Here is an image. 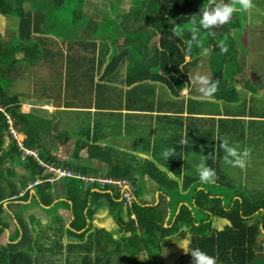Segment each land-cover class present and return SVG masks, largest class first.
I'll return each mask as SVG.
<instances>
[{"label":"crops","instance_id":"1","mask_svg":"<svg viewBox=\"0 0 264 264\" xmlns=\"http://www.w3.org/2000/svg\"><path fill=\"white\" fill-rule=\"evenodd\" d=\"M33 1L27 0L25 3L28 11ZM108 10H98L86 3L81 12L93 20L95 17L103 18ZM49 12L51 17L52 13ZM110 12L113 19L123 15L119 14L122 11L113 8ZM43 13L44 10H41L38 19V26L42 28L46 27ZM9 19L17 22L10 25ZM102 22V19L91 21L90 25L93 26L85 28V33L82 27L74 29L81 30L82 35L86 36L84 42L71 41L74 33L52 34L46 30L34 32L32 39L40 47L39 51L38 47L32 46L30 53H19L17 58L21 65L12 69L18 71V75L13 79L4 78L13 83L9 92L19 97L22 112L35 113L32 119V141L34 151L41 154L40 158L45 163L52 167L73 169L75 173L87 177H111L106 175L108 161L114 170L119 165H126L119 172H140L146 162H153L160 172H174L168 167V162L172 161L175 162L172 167H176V172L183 174L178 181L180 186L192 188L196 186L195 181L193 178L186 179L185 172H196L195 166L201 163L202 157H207L204 163L214 169L216 174L227 172V166L230 165L224 164L222 158L225 153L219 146L227 138L229 144L238 145L240 151L251 149L247 167L239 169L240 172H263L260 157L264 150L263 78L256 75L253 77L256 90L249 89L250 85L240 87V91L236 90L237 99H230V96L233 97L232 89L230 87V91H227L226 84L219 85L225 88V91H220L225 98L218 100L216 97L220 96L215 95L217 92L211 98H203L191 81L197 73L211 77L212 67L210 61H206L211 56L204 55L195 60L187 56V70L185 66L181 67L188 73L189 83L176 100L179 105L171 110V99L160 77L138 78V75L147 72L140 69L138 64L133 65L135 60L128 53L130 49H140L142 52L138 36L131 35V38L124 40L118 33L116 37L108 36L113 39L112 43L109 40L104 42L100 37L101 34L105 35L100 32L101 26L105 25ZM18 27V19L0 12V43H11L17 35ZM129 29L134 27L130 26ZM46 39L49 40L45 46L48 56L57 61L53 66L46 65L40 53ZM103 46L109 49V54L102 52ZM252 48L256 46L250 47V50ZM25 53L31 57L32 62L24 59ZM252 56V53H247L245 61L248 63L244 61V69L241 67L236 80H241L244 71L253 67ZM104 57H112L114 65L118 66L109 75L99 67V61ZM82 60L88 63L84 69L79 70ZM92 63L96 65L95 72H92ZM60 64L64 66L63 76L55 68ZM66 69L76 73L73 80L70 78L72 90L69 96L74 99L69 98L66 89L58 91L59 84L66 79ZM162 75L170 80V76L163 71L160 72ZM223 80L226 82V79ZM16 82L19 86L13 90ZM243 93L246 95L244 98ZM80 96L83 97L78 99ZM18 132L24 142L27 135ZM11 143L7 138L6 146ZM165 149H175L174 155L165 159L162 155ZM23 163L13 165L14 171L0 175L1 183L9 192L13 187L18 191L17 198L3 202L4 211L0 213V255L9 245H13L18 246L20 251L27 250L34 264H85L79 258L91 256V252L80 239L91 223L86 219V225L78 228L75 205L70 197L69 179L63 181L65 191L60 192L59 197L56 196L55 187L50 184H41L28 190V185L43 176L44 170L36 175L27 170ZM9 166L7 164L4 167ZM223 179L231 181L228 175H224ZM238 185L244 189L242 183ZM75 186L88 195V204L82 210L83 214L96 210L93 226L97 228V234L119 228L120 223L115 221L111 212V200L121 202L116 189L82 182H76ZM21 194L24 195L21 197ZM161 196L160 191L154 190L152 186L150 193L143 198L148 199L147 206H158ZM169 201L168 198V204ZM193 203L196 204V201L193 200ZM227 203L229 201H224L221 205L227 208ZM168 204L165 208H168ZM184 204L180 203L179 208ZM122 210L123 221L127 222L128 212L125 207ZM218 220L215 225L219 231L230 225L227 219ZM108 235L111 237L109 232ZM77 240L81 241L80 249L71 248ZM94 243L97 244L95 240Z\"/></svg>","mask_w":264,"mask_h":264},{"label":"trees","instance_id":"2","mask_svg":"<svg viewBox=\"0 0 264 264\" xmlns=\"http://www.w3.org/2000/svg\"><path fill=\"white\" fill-rule=\"evenodd\" d=\"M117 1L115 0L113 3L115 4ZM26 2L27 0H0V12L5 16L14 17L19 20L18 32L13 41L9 44L0 43V105L6 108V111L15 119L17 131L19 130L27 135V138L24 140V147L34 150L32 119L35 113L25 114L22 112L19 97L9 92L13 83H10V80H4V78L14 71L12 70L15 69L14 67L21 65V61L17 58L19 53L29 51L27 52L28 54L31 52L32 46L38 47V44L32 39L34 32L38 33L41 30L50 32L56 25L57 27H67L70 21L76 27H82L81 29L83 30L91 24L92 20L90 17L84 16L81 12L83 6H77V10L72 11V14L66 15H72V20L65 21L60 19L56 12L61 9H66L68 0H34V4L29 11L26 9ZM131 2L132 5L129 11L116 8L118 11H122L119 12V14H123L122 16L116 17V19L104 16L99 19L105 20L108 18L112 20H107L105 23L103 21L102 24L110 22L115 29L114 36L120 33L124 40L131 38V35L138 36L139 41L142 43V52L140 49H130V52H128L135 60L133 65L138 64L140 69L147 72L141 73L138 75V78L160 77L171 99V110H175L176 105H179V102L177 103L176 100L180 97V92L189 83L188 73L181 66H185L187 70L186 57L189 56L191 60H195L198 57L202 58L204 53V55L211 56L210 64L212 72L214 73L212 82H219L218 91L215 95L220 97L216 98L218 100L225 98L220 93V82H224L223 78L226 69L239 57L238 50L234 45L235 43L232 41V30L238 29L242 33L245 32L248 24L247 11L234 12L231 20L227 24L219 25L211 29H204L197 25L199 27L197 37L201 34L205 35L206 38H201V41H199L200 39L192 41V50L190 53H187L186 51H182V49L186 50L188 41L192 40L191 32L185 28L181 36H174L173 28L176 25H188L193 16L199 20L206 7H214V5H210L209 0H132ZM216 2L219 3L220 0H216ZM223 2L227 4L230 0H223ZM253 3L255 4L254 1ZM254 6L258 7L260 5L256 3ZM41 10H44L43 23L52 18L54 25L49 26L48 29L38 26ZM49 10L53 17H50ZM90 26H93V24ZM128 26H133L134 29L130 30ZM108 36H113V34L105 31V35H100L104 42L109 40L112 43L113 39ZM41 40L43 39L39 41ZM156 41L159 42L157 43ZM221 42L227 44L228 51L226 54H221L219 47ZM47 43H49L48 39L44 41V48L41 49L40 53L43 55L46 65L53 66L57 61L53 57L48 56V51L45 47ZM103 48V53H110L106 46H103ZM39 49L40 47H38V51ZM205 50H207V54H205ZM144 51H147L149 54ZM24 59L32 62L31 57L26 55V53ZM99 67L107 75L118 68V66L114 65L112 57L100 59ZM55 68L60 73L58 67L55 66ZM95 68V63H92V72H95ZM240 70L241 67L236 64V69L233 70V84L231 86L233 97L231 98L230 96L231 100L233 98L237 99L238 97L236 87L239 86V82L234 76L239 74ZM161 71L170 76V80L165 75L160 76ZM65 89L69 96V92L72 90L71 82L69 87L67 85ZM82 97L80 96L78 99ZM69 98L74 99L71 95ZM226 98L228 99L229 97ZM161 106L163 108L164 105L161 104ZM6 131V121L3 118V114L0 113V151L2 152L0 156V175H3L4 172L14 171L13 165L22 163V161L25 162L23 164L26 169L33 172V174L38 175L42 173L43 170L38 166L34 158L27 157L26 160H22L23 152L16 146L15 142L6 146ZM7 164L10 166L2 169ZM69 164L71 165L72 163L69 162ZM108 164L107 176L129 179L138 188L135 195L138 198V202L134 204L132 209H126L128 212L127 222L123 221V202L111 200L112 216L117 223H120L118 225L121 229L120 232L124 234L119 240H114L112 237H109L108 232L96 233L97 228L93 226L96 210H91L87 215H84L82 212L88 204V195L75 186V183L80 181L72 179L68 181L70 197L77 213L76 220L79 222L78 228L86 225L87 220L91 223L89 229L81 234L80 240L86 243L85 248L89 252L93 251L95 240L97 243V253L99 252L96 257L97 261H100L99 258L101 257H109V247L106 246L108 243H116L114 251L116 252L119 250L117 243L122 241L124 248H121L120 252L122 254H129L131 264H140L138 259L143 256L145 257V261L141 260L142 264H167L163 257V244L177 236V238H183L184 240L189 239L190 243L188 245V252L181 256L176 261V264H192L191 251L196 248L215 257L216 264H264V223L262 225L263 229H260L259 223L251 224V221L248 219V216L258 211L257 208L264 209V201L260 199L259 202H256L260 204L252 208H246L243 204H236L231 207L233 197L227 189V187L231 186H226V184L232 185V180L223 179V176L226 175L224 172H217L216 174L218 179L213 183L214 186H218L217 189L219 192H216L206 189L203 183L192 188L191 186H180L178 181L182 177V172H176V167H172L175 162L172 161L168 162L169 169L174 171L170 174L160 172L161 170L159 171V168L157 169L153 162H146L140 172H119L126 165H119L114 170L110 166V161H108ZM145 168L148 170L147 172H145ZM137 176L140 179H137ZM186 179L192 178L186 176ZM140 186H142V189ZM152 186L154 190L164 192L161 196V203L158 206H147V203H140L139 201L140 196L150 193ZM198 187H203V189L198 190ZM242 189L239 187V189L232 191H234L233 193L241 192L243 194V191L246 190ZM168 193H173L175 198L172 200L168 196ZM214 195L216 197L213 198ZM17 196L18 191L14 187L9 192L8 188L4 187V184L0 181V213L4 211L3 202L10 201L14 197L17 198ZM168 198L171 199L169 204L167 203ZM193 200L196 201V204L193 203ZM222 201H229L226 210L221 205ZM183 202L185 203L184 206L179 208V204ZM171 203L173 206H171ZM167 204L168 208H165ZM177 210H179L178 213ZM132 214H135L136 221L130 218ZM168 216L169 218L167 219ZM201 216L203 217L202 221L198 220ZM221 218L227 219L230 225L219 231L216 227L214 228V221ZM0 224H2V221ZM128 233H130L129 236L127 235ZM258 235L261 238L257 242ZM80 240L72 244L71 248L80 249ZM131 247L134 251L130 250ZM18 248V246L9 245L2 251L0 264H34L33 257L27 253V250L20 251ZM89 257L90 255L80 257L79 260L81 259L87 264ZM122 259L125 260L126 256H123ZM106 264L110 263L107 262Z\"/></svg>","mask_w":264,"mask_h":264},{"label":"rangeland","instance_id":"3","mask_svg":"<svg viewBox=\"0 0 264 264\" xmlns=\"http://www.w3.org/2000/svg\"><path fill=\"white\" fill-rule=\"evenodd\" d=\"M68 5L67 8L64 10H59L56 13H58L57 15L60 17V19H63L65 21H69L72 20L73 18H71L72 15H68L67 14H72V11L77 10V6H83V8L85 7V4L88 3L90 4V7L93 5V8L98 9V10H105V9H109L108 12H106L105 16L107 17H111L112 16V12H110L111 8H124L125 10L129 11V8L132 5V0H118L115 4L113 3V0H90L87 1L86 0H68ZM150 1V0H149ZM253 1L256 3H259L260 6L256 7L254 6L255 4L253 3ZM121 3H122V7H121ZM252 4L253 7L247 11L248 13V24H247V28L245 30V32H241V30L238 29H233V36H232V41L235 43V48L238 50L239 53V57L237 59H235L232 64L228 67V69H226L225 73H224V79H226V82H220V85L222 84H226L227 85V91H230V87L233 84V70L236 69V64L239 67H242V69H244V61L247 59V53L251 54L252 53V64L253 67L252 68H248L247 70L244 71V73L241 75V80H237L239 82V86L236 87V90L240 91V87H247L248 85H250L249 89L252 90H256V87H254V84L252 82V80H254L255 75L257 77H261L264 79V0H252ZM142 9V8H141ZM254 9V10H253ZM86 12V11H85ZM53 17V16H52ZM99 18L102 17H95L92 21H96ZM112 21L111 19H103L104 23L106 21ZM17 21L15 19L11 20L9 19V23L10 25L13 23H16ZM252 23V24H251ZM44 25L46 26V28L48 29L49 26L54 25L52 22V18L48 21L45 22ZM251 25V27H249ZM113 25L110 24V22H108L105 25H102L100 28V32L101 33H105V31H109L113 34L114 36V32L115 29L112 27ZM90 27V26H89ZM86 27V28H89ZM16 28V27H15ZM14 28V29H15ZM66 27H57V25L55 27H53L50 32L52 34H54L55 32L58 33H62V34H67V33H74L73 38H71V41H75L77 42L78 40L81 42L85 41V37L84 35H82V31L81 30H74L77 29L75 25H73L72 21H70L69 26ZM248 30V31H247ZM87 30H84V33ZM247 32V33H246ZM246 34L245 37H243V35ZM77 36H79V38H77ZM116 37V36H114ZM201 38H206L205 35H198V37L196 39H200L199 41H201ZM247 40V41H245ZM252 46H256V48H252V50H250V47ZM204 57V53L203 56ZM211 58H206V61L209 62ZM87 60H82L81 64L78 66L79 70L84 69V67L87 64ZM245 63H248V61H245ZM207 66V65H206ZM58 67V70L60 71V74L63 76V71H64V66L63 64H60ZM208 67V66H207ZM6 68V67H5ZM15 68V67H14ZM67 70V69H66ZM18 71H14L11 72L10 75L7 76V78L9 79H13L18 75ZM76 73L74 71H69L67 70L66 73V79L65 82L60 83L58 86V91L65 89V87L68 85H70V78L71 80H73V76ZM212 77H213V72L211 74L210 80L212 81ZM234 78L237 79V75L234 76ZM242 85V86H241ZM19 86V84H17V82L14 84L13 90H15L17 87ZM155 87V86H154ZM222 90L225 88H221ZM164 90V89H162ZM245 93H243V98L245 97ZM264 99V96L262 97ZM202 103H208V102H202ZM214 104V103H212ZM261 159H262V169L263 172H240L238 167H231V166H227V172H224L226 175L230 176V179L232 180V185L231 187H227V189L230 191V195L233 197L232 199V203H231V207L239 204L245 206L246 208H252L257 204L260 203H256L259 202L260 199H262L264 201V150H262L261 155H260ZM6 168V167H3ZM73 172H75L74 170H72ZM168 174H170L171 172H167ZM177 174V173H176ZM179 174V173H178ZM186 176L193 178L195 181V185H198V182H200L199 180V176L197 174V172H185ZM183 175V174H182ZM180 176V175H179ZM137 179H140L139 176L136 177ZM198 181V182H197ZM243 184L244 189L242 190H246L243 191L244 193L242 194L241 192H237V193H233L234 191L232 190H236L239 189V185L238 184ZM205 185V188L211 191H216L219 192L217 187L218 186H214L213 183L209 184V183H203ZM201 185V184H200ZM140 188L142 189V186H140ZM203 189V187H199L198 190ZM231 189V190H230ZM161 194H164L163 191L159 190ZM215 193V192H214ZM218 195V194H216ZM168 196L173 200L175 198V195L173 193H168ZM170 199V201H171ZM141 202L143 203H147L148 199H144L143 196H140L139 199ZM155 200L157 201V195L155 196ZM224 202L222 201V204ZM171 206L172 203H171ZM223 206V205H222ZM224 209L226 210V208L224 207ZM258 211H255L254 213H252L250 216H248V219L251 221L252 223H259L260 225V229L264 223V209L263 208H257ZM179 210H177L178 213ZM211 213V211H210ZM135 215V214H132ZM130 215V218L132 220H134ZM202 216L198 218V220L202 221ZM222 221L226 220L224 218H221ZM135 221H136V216H135ZM219 221L218 219H216L214 222ZM228 221V220H227ZM136 224V222H135ZM222 226V225H221ZM115 227V225H114ZM216 227L215 223H214V228ZM217 227L218 226V222H217ZM120 228H113V229H109L108 232L110 234V236L114 239V240H119V238L121 236H123L124 234L122 232H120ZM128 236L130 235V233L127 234ZM260 235H258L257 237V242L260 239ZM190 243L189 239H183V238H177L173 237L171 239H169L168 241L164 242L163 244V251H164V255L167 258V264H176L177 259L184 254L186 251L188 250V245ZM182 246V247H181ZM108 251L110 252L109 257H101L99 258L100 261L96 260V256L98 255L97 253V249H96V245L94 244L93 246V251L91 252V256L88 259V264H106L107 262H109L110 264H131V260L129 258V254L126 253H121V248H124V243L122 241H119L117 243V247H119V250L114 252L115 250L113 248H116V243H108ZM133 247V246H132ZM131 247V251H134ZM124 251V250H123ZM143 255V254H141ZM123 256H126V259H122ZM144 256L140 259H138V262L140 264H142L141 260H144ZM145 261V260H144ZM174 261V262H173ZM145 264V263H144Z\"/></svg>","mask_w":264,"mask_h":264},{"label":"clouds","instance_id":"4","mask_svg":"<svg viewBox=\"0 0 264 264\" xmlns=\"http://www.w3.org/2000/svg\"><path fill=\"white\" fill-rule=\"evenodd\" d=\"M209 2H210V5H214V7H206L203 10L202 17L199 20H197V18L193 16V18L191 19L188 25L174 26L173 28L174 36H181L185 28H187V30L190 31L192 34V40L188 41L186 50L182 49V51H186L187 53L191 52L192 41L196 40L197 33L199 31V27L197 25H199L200 27H203L204 29H211L219 25H224V24H227L231 20L234 12L248 11L253 7L252 0H230V2L227 4L224 3L223 0H220L219 3H217L216 0H209ZM219 47H220L221 54L227 53L228 47L226 43L221 42L219 44ZM205 54H207V50H205ZM191 82H192L193 87L203 98H211L218 91L219 82L218 81L212 82L210 78L206 75H201L197 73L192 78ZM8 139L10 140V138ZM181 143H186V141H181ZM219 146L225 153V155L222 158L224 164L230 165L231 167H234V168L238 167L242 170L246 169L248 160L251 156V149L244 148L242 151H240L239 146L238 145L231 146L227 138L223 139L220 142ZM174 152H175V149H165L162 155L165 159H168L170 156L174 155ZM206 159L207 157H202L201 163L195 166L196 172L199 176V180L201 183H209V184L215 183L217 179L216 172L214 169H212L211 167L207 166L206 163H204V160ZM42 174L44 175V173ZM43 177L44 176H41L40 178H43ZM63 181L64 180H61L56 183L63 182ZM46 184H50V183H46ZM55 184H50V185L54 186ZM137 201H138V198H137ZM185 251L186 252L182 254L181 256L185 255L188 252V250H185ZM163 257L165 258L164 254H163ZM191 257H192V264H216L215 257L208 255L206 252L202 251L199 248H196L191 251Z\"/></svg>","mask_w":264,"mask_h":264},{"label":"built area","instance_id":"5","mask_svg":"<svg viewBox=\"0 0 264 264\" xmlns=\"http://www.w3.org/2000/svg\"><path fill=\"white\" fill-rule=\"evenodd\" d=\"M0 113L3 114V118L6 121L7 131L5 133L7 135V138L9 137L10 140L15 142L16 146H18L20 150H22L23 160H25L27 157L34 158L40 168L44 170V177L29 184L28 190L41 184H55L56 182L61 180L73 179L78 180L82 183L98 184L102 187L109 186L116 189L119 192L121 201L123 202V205L126 209H132L134 207V204L138 202L137 197L135 196L138 188L129 179L103 177L101 175L87 177L81 174H77L70 169H64L63 167H52L49 164L45 163L40 158L37 152L24 147L23 138L20 136L15 127V119L10 113L6 111V108L1 107V105ZM1 154L2 152L0 151V156ZM23 195L24 194H21L20 196ZM131 217L135 219V215H132Z\"/></svg>","mask_w":264,"mask_h":264},{"label":"water","instance_id":"6","mask_svg":"<svg viewBox=\"0 0 264 264\" xmlns=\"http://www.w3.org/2000/svg\"><path fill=\"white\" fill-rule=\"evenodd\" d=\"M54 187H55V191H56V196L57 197L60 196L59 195L60 192H63L64 193V191H65V187H64V183L63 182L56 183L54 185Z\"/></svg>","mask_w":264,"mask_h":264},{"label":"flooded vegetation","instance_id":"7","mask_svg":"<svg viewBox=\"0 0 264 264\" xmlns=\"http://www.w3.org/2000/svg\"><path fill=\"white\" fill-rule=\"evenodd\" d=\"M141 203V202H140Z\"/></svg>","mask_w":264,"mask_h":264}]
</instances>
